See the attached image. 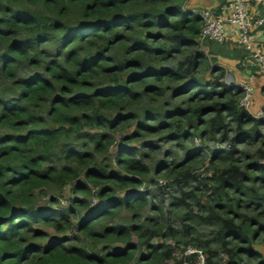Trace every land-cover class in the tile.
I'll list each match as a JSON object with an SVG mask.
<instances>
[{"label":"trees","instance_id":"obj_1","mask_svg":"<svg viewBox=\"0 0 264 264\" xmlns=\"http://www.w3.org/2000/svg\"><path fill=\"white\" fill-rule=\"evenodd\" d=\"M25 1L30 8L17 10L0 0V47L8 43L0 80L9 82L0 94V264H155L174 251L152 242L158 237L187 239L178 264L195 263V255L184 254L189 243L206 253L207 264H220L231 242L248 241L254 225L237 221L241 194L246 206L264 200L249 190V182H264V147L252 162L233 158L242 141L259 138L264 117L241 106L242 87L227 82L225 68L202 50L203 20L185 8L187 0ZM27 64L34 70L21 73ZM124 129L114 159L115 134ZM162 134L184 147L197 136L234 146L214 154V160L230 159L214 164L207 180L186 162L158 165L177 185L170 203L177 226L162 207L153 217L139 213L148 203L141 185L154 181L148 155ZM202 182L211 190L207 206L199 200ZM51 189L58 193L40 206ZM67 190L83 197L70 199L69 209H54ZM122 209L129 220L117 222ZM202 222L215 224L204 245L196 241ZM252 222L264 229L258 218ZM46 226L57 235L74 228L86 243L50 239ZM119 242L124 246L111 245ZM242 253L255 251L235 247L231 260Z\"/></svg>","mask_w":264,"mask_h":264},{"label":"rangeland","instance_id":"obj_2","mask_svg":"<svg viewBox=\"0 0 264 264\" xmlns=\"http://www.w3.org/2000/svg\"><path fill=\"white\" fill-rule=\"evenodd\" d=\"M6 6H10L13 9L17 10H26L30 8L29 4L25 0H21L20 3H13L10 4L7 0H3L2 2ZM38 13L43 15L42 9L34 8ZM13 40V39H12ZM11 40V41H12ZM202 50L209 56L211 59H214V56L211 54V49H213L212 42H203L202 43ZM8 43L4 42L1 44L0 47V55L4 53L7 50ZM218 50V49H217ZM34 70L30 64L22 65V68L19 70L21 73H27ZM208 75V72L206 73ZM227 79V77H226ZM227 82H230L227 79ZM231 83V82H230ZM233 83V82H232ZM7 84H9L8 81H4V79L0 80V94L6 90ZM251 113V112H250ZM258 112L255 113L253 116L255 117H261L257 116ZM1 130V129H0ZM128 130H120L115 134V141L113 143V146L111 147V155L115 159L117 150L124 145L123 144V137L127 135ZM164 135H159L154 138V142H156L157 149L150 152L147 159V164L150 167V176L154 179L153 183H148V181L143 182L141 185L140 190L146 191L148 193L147 199L148 203L143 208L139 209V213L142 215V217L145 219L146 217H153L157 215L156 209L157 206L162 207L164 211L166 212V215H172L174 218L173 224L175 226L178 225V219H176V214L173 213L172 207L170 206L172 195L176 194V187L177 185L172 181L170 176L167 174L169 170H164L163 172L159 173L157 172L158 165L161 163V161H167V163L170 164H177L180 165L181 163H185L186 168L195 176H197L200 181H202V178L205 177V179H210L214 172H215V165H224L227 164L228 160L230 159L229 156H227V160L223 159L222 157L216 158L214 160V154L217 151L220 150H229L231 148H234V146L231 145L230 142H217L214 140H206L203 142L199 136L194 137V139H190L187 141V146H181V143L179 141H168L164 138H162ZM259 138L254 139V137H249L242 141L238 145V150L236 153H234L235 161H247L252 162L254 161V157L252 158V155H254L256 149L258 147L263 146L264 147V127L259 131L258 133ZM189 146V147H188ZM260 163L264 164V158H260ZM114 168L118 169V164L116 161H114ZM257 175L260 173L257 172ZM193 181V184H196L197 181ZM157 182V183H156ZM206 184V182H204ZM202 182L200 184L201 191H200V201L203 203V205L207 206L211 203L210 200V194L211 190L210 188H206L205 184ZM163 185L164 188L159 189V186ZM211 183H208V187H210ZM249 186H251L250 193H255L259 195L264 194V182L261 180H257L254 182H249ZM58 191L55 189H51V191L46 194L48 195L46 198H40L39 204L40 206H44V204L47 203V200L52 198V196L56 195ZM243 202H242V208L241 209V218H238V223L240 224L242 221L245 225L251 223L253 224V228L249 232V240L245 242H242V239L236 240V242H231L230 245L227 246V248L231 249L229 253L222 252L219 255L218 259L220 258V264H259L260 262L264 261V229L261 228L260 223L252 222V218H258L260 221H262L264 224V200L257 198V200L251 204V206H246L247 197L243 194ZM75 197L82 198L83 195L80 193L73 194L66 191V194L62 197L61 202L55 203L52 207L55 208H63V209H69L73 205L70 203V199H73ZM258 197V196H257ZM261 197V196H259ZM86 198V197H85ZM190 203H193V201H190ZM227 205H230V201H225ZM260 203V204H257ZM195 204V203H194ZM214 204V203H212ZM49 206V205H48ZM230 209V210H229ZM226 210L231 211V207H227ZM85 212H88V210H83L80 214V217L82 218L85 214ZM208 213V210H207ZM225 213V211L223 212ZM231 216L234 215L233 210L230 212ZM129 213L126 209H122L116 216V220L118 221H127L129 220ZM42 227V226H41ZM215 227L214 223L211 222H202L199 225V233L201 232V235L199 237H202L200 239L199 237L196 239L197 242L204 245V242L212 237L211 231ZM46 228L51 230V238L50 239H61L64 240L65 244L67 245H75V246H83L86 242L84 240V237L82 234L76 233L74 228H70L67 233L58 234L54 232L53 229L46 226ZM43 228V229H46ZM260 228L261 231L259 234L257 233L255 236H253L254 230ZM46 229V230H48ZM66 234V235H65ZM230 241V238H227ZM187 240L186 238H183L179 243L177 242V239L169 237L167 240H162V238H155L152 240L153 243H164L166 245H171L174 249L173 251V257L170 259H164L163 261L155 264H178V262L183 258V248L187 244L184 242ZM50 241V240H49ZM193 241V240H192ZM133 242H137V238L133 237ZM195 242V241H194ZM99 246H102V243L98 244ZM114 247H120L124 246L122 243H113L111 244ZM189 245H193V243H189ZM248 245H252L255 251V254L251 255L248 253H242V258H234L233 261L232 253H234V248H245L248 247ZM217 246V244H215ZM196 247V246H194ZM200 248V247H199ZM233 249V250H232ZM141 253H145V249L143 251H140ZM217 258H215L216 260ZM231 260L232 262H229Z\"/></svg>","mask_w":264,"mask_h":264},{"label":"built area","instance_id":"obj_3","mask_svg":"<svg viewBox=\"0 0 264 264\" xmlns=\"http://www.w3.org/2000/svg\"><path fill=\"white\" fill-rule=\"evenodd\" d=\"M198 14L203 20L200 32V40L224 43L236 38L238 43L248 51L253 59L254 65L264 74V49L260 47L259 41L253 37L255 26H264V13L253 15L249 0H228L220 10L203 8ZM243 65L249 66L246 60ZM243 96L240 100L241 106L252 113L253 86L250 82L241 83ZM254 115V114H253ZM257 116L264 117V109L260 110ZM185 255H195V263L185 260L183 264H207V255L201 250L187 246Z\"/></svg>","mask_w":264,"mask_h":264},{"label":"crops","instance_id":"obj_4","mask_svg":"<svg viewBox=\"0 0 264 264\" xmlns=\"http://www.w3.org/2000/svg\"><path fill=\"white\" fill-rule=\"evenodd\" d=\"M228 0H187L185 8L194 12H199L203 8H213L220 10L222 5ZM253 15L264 13V0H249ZM253 37L259 41L260 47L264 49V26H255ZM211 54L216 59V63L225 68L227 79L234 84L250 82L253 86L252 113L255 114L264 109V74L254 65L253 59L249 57L242 45L236 38H232L224 43L213 42ZM218 49V50H217ZM249 62V66L243 65L244 61Z\"/></svg>","mask_w":264,"mask_h":264}]
</instances>
